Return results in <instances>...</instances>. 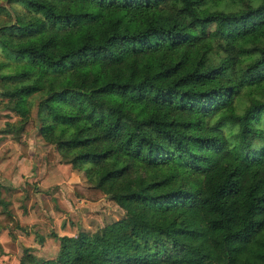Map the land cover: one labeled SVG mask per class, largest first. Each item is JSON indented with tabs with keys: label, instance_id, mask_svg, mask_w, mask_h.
I'll list each match as a JSON object with an SVG mask.
<instances>
[{
	"label": "trees",
	"instance_id": "trees-1",
	"mask_svg": "<svg viewBox=\"0 0 264 264\" xmlns=\"http://www.w3.org/2000/svg\"><path fill=\"white\" fill-rule=\"evenodd\" d=\"M12 1L10 130L37 128L83 173L75 197L125 212L21 264H264V0Z\"/></svg>",
	"mask_w": 264,
	"mask_h": 264
},
{
	"label": "rangeland",
	"instance_id": "rangeland-1",
	"mask_svg": "<svg viewBox=\"0 0 264 264\" xmlns=\"http://www.w3.org/2000/svg\"><path fill=\"white\" fill-rule=\"evenodd\" d=\"M20 11L22 7L16 2L0 0V28L11 23ZM252 52L246 41L236 44L232 54L239 60L234 67L238 76L240 66L252 57ZM0 60L12 63L1 51ZM244 100L239 99L238 106ZM5 107L6 99L0 96V198L8 203L18 227L13 222L1 227L5 217L0 206V264H21L28 253L40 260L54 259L59 248L54 233H94L125 215L107 198L92 201L75 197L74 186L87 185L83 173L65 164L54 147L43 141L37 128L22 137L10 130V124L18 118ZM35 114L33 107V120ZM260 126L264 130V122ZM50 151L54 155L51 160Z\"/></svg>",
	"mask_w": 264,
	"mask_h": 264
},
{
	"label": "crops",
	"instance_id": "crops-1",
	"mask_svg": "<svg viewBox=\"0 0 264 264\" xmlns=\"http://www.w3.org/2000/svg\"><path fill=\"white\" fill-rule=\"evenodd\" d=\"M20 177V176H19ZM15 179V178H14Z\"/></svg>",
	"mask_w": 264,
	"mask_h": 264
}]
</instances>
